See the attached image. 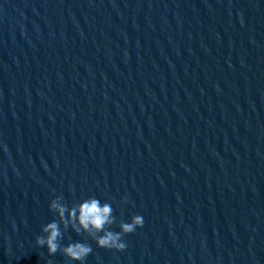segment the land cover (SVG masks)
Returning a JSON list of instances; mask_svg holds the SVG:
<instances>
[{"label":"clouds","instance_id":"obj_1","mask_svg":"<svg viewBox=\"0 0 264 264\" xmlns=\"http://www.w3.org/2000/svg\"><path fill=\"white\" fill-rule=\"evenodd\" d=\"M52 191L54 193L55 189ZM126 203L128 198L124 197L120 204ZM49 209L57 218L42 225L43 234L35 236V244L39 247L46 246L49 255L59 252L68 260L79 261L81 264H85L93 249L90 244L81 241L62 244L64 233L69 229L84 236L85 239L95 240L98 247L119 252L127 248L123 237L144 225V219L139 214L133 215L130 222L122 219L117 221L112 205L102 202L95 196H89L69 205L63 194L56 195L51 199ZM116 224L120 229L118 232L111 230ZM48 264L52 262L48 261Z\"/></svg>","mask_w":264,"mask_h":264},{"label":"water","instance_id":"obj_2","mask_svg":"<svg viewBox=\"0 0 264 264\" xmlns=\"http://www.w3.org/2000/svg\"><path fill=\"white\" fill-rule=\"evenodd\" d=\"M16 0H0V35Z\"/></svg>","mask_w":264,"mask_h":264}]
</instances>
